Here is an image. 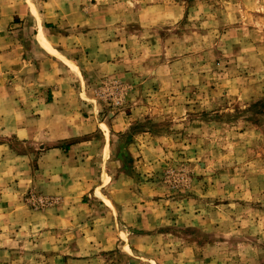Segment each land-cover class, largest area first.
<instances>
[{"label":"rangeland","instance_id":"rangeland-1","mask_svg":"<svg viewBox=\"0 0 264 264\" xmlns=\"http://www.w3.org/2000/svg\"><path fill=\"white\" fill-rule=\"evenodd\" d=\"M31 3L41 14L24 17L30 23L21 35L43 71L32 67L19 79H0V117L6 119L0 124V264H97L100 255L83 248L95 238L85 220L97 212L92 197L121 214L117 228L135 261L119 264H264V0ZM46 19L53 21L44 23L43 33L64 58L36 40L35 22ZM59 23L83 24L75 36L57 37ZM82 37L100 42L97 55L85 51ZM133 50L136 78L127 74ZM64 59L86 68V75L89 62L123 67L120 75H87L89 94L81 95L98 105L106 137L116 115L134 117L111 141L116 159L100 158L95 182L101 186L88 194H82V179L91 173L69 162L62 167H71L66 192H47L40 186V155L51 146L12 134L33 129L41 103L78 98L68 79L77 75L82 82V76ZM59 72L69 78L49 86ZM54 110L59 135L65 131L61 116L75 110ZM145 138L154 149L134 145ZM74 143L62 146L68 152ZM113 160L120 171L107 169ZM127 228L138 239L129 241Z\"/></svg>","mask_w":264,"mask_h":264},{"label":"crops","instance_id":"crops-1","mask_svg":"<svg viewBox=\"0 0 264 264\" xmlns=\"http://www.w3.org/2000/svg\"><path fill=\"white\" fill-rule=\"evenodd\" d=\"M29 13L39 18V16L37 15L41 14V9L33 3H31V5H27V0H0V79L2 77H8L12 75L19 79V77H23L30 72H33V70L31 69L32 67H36L34 71L35 73H41L43 71L42 62L36 60L37 57H32V59L30 58L25 47L26 39L21 35L22 27L25 26V23H30V21L28 22L24 19V17ZM49 16L58 15L54 14ZM51 21L53 20L46 19L44 21L39 20L35 22V27L38 31L36 40H38L39 44L47 49L48 52H51L58 57L64 58L59 53V51L54 48V46L57 45L56 43H54L55 41L49 40L51 45H53L52 47L43 33V30L45 29L44 27L46 26V24L44 23H48ZM56 23H58V20H56ZM79 24L81 26V24L83 23H59L57 29H55V34L57 35V37L63 35L75 36L77 33V29L79 28ZM58 28H65L66 31L60 32ZM39 32H42L43 35H39ZM79 40L83 42L82 45H86L87 48L85 49V51H88L89 53L92 51L94 56L98 54L100 42L97 41L94 37L92 39L90 37H82L81 39L79 38ZM132 41L133 39H131V42ZM33 59L35 60L34 62L32 61ZM137 59V51H131V71L128 73L126 72L127 74L130 73L129 75L131 78L133 75L132 72H134L136 68V65L134 64L137 62ZM64 60L68 61L70 63V65L68 66L72 67V69L76 71L78 75L82 76V82L77 77V75H72V79H70L67 74L59 72L58 74H56L57 79L54 78V80L50 82L49 86H51V84L56 85L58 80L62 81V77H64V75L66 77L68 76L67 78H69L68 80L71 84L70 87L73 88L78 98L72 101V103L69 101L63 102L60 100L45 102L44 105L43 103H41L39 106H41L43 110L36 111V124L33 126V129L29 130L19 127L14 130L12 134L23 139H40V142L42 140H45V145L51 146V148H49L46 152L41 153L40 155V186L45 188L47 192L54 194H64L66 192V188L70 185L71 181H73L71 180L72 178L68 172L71 167H69V169H63L62 167L64 162H69V164H73L72 167L75 166L76 169L91 173V177L89 178L86 176L84 178L80 177L83 178L82 180L86 179L84 185L82 186L85 187L82 194H88L87 192L89 190L91 191L93 189L95 192L97 186H101L100 182H95L96 173H102V169L100 168L99 164L100 158L106 155L107 157L112 156L116 159L117 154L111 146V141L113 140L114 136L122 134L129 129V127L132 125L134 117L124 118L121 114L116 115L112 120L113 124L109 126V136L106 137V133L101 131V127L102 125H104L102 123L104 122L99 118L100 115L98 105L92 103L91 96L90 100H85L81 97V95L89 94L86 78L87 75L102 76L105 74L112 75L115 73H117L116 75H120L118 71H120L123 67H121L117 63L114 64L110 62L109 64H107V66H100L99 68L100 64L97 65L89 62V65H91V69H89V72L86 75L84 74L86 68H84V71H79L76 65H74L70 60ZM35 62L36 65L34 64ZM47 63H49L52 67V64L50 62ZM102 69L107 70V72H102ZM54 70L55 67L53 66L51 68V71L54 72ZM60 74L61 79L58 78ZM133 76L134 78H136L137 73H134ZM57 106L61 108H72L73 110H75H66L68 111V114L61 116V123L65 125V131L63 128L59 135L57 134V124H59V121H57V112L54 110ZM9 122V118L7 117V123ZM5 123L6 119L4 118V116H1L0 124ZM6 129L7 128L3 125L1 127V132ZM143 135H146V137H153L147 132H144ZM96 139L98 140L97 147H90L89 144H94ZM146 140H148V138L144 139L145 143L144 141H140L141 144L135 143L134 145L139 146L138 148H142L143 152L146 149H154V145L149 144ZM67 141L75 142L70 146L68 145V147H70V150L68 152L66 150L67 147L64 148L62 146ZM34 142L38 143V141ZM85 146L88 147L85 148ZM135 149L137 148L135 147ZM95 157L98 161V167H96L97 165L95 164ZM113 162L115 163V166L108 167L107 169L120 171L121 165L119 160H113ZM141 162H143V159H141ZM54 168H57V172H60L56 176L52 174V172L55 171ZM43 174L44 176H42ZM79 182L82 181L79 180ZM112 202L114 203V205L118 206L117 201H114L112 199ZM120 203L123 204L122 202ZM90 204L91 206L94 205L97 208V212L89 213L86 215L85 220L88 221L89 225V233H87V235L93 236L95 238L93 239L94 241H91L92 239H90L88 241L89 244L83 248L90 251V254H93V252L95 251L100 255L96 259L97 264H119V261H128L132 263L133 261H135L132 254L129 253L132 251L130 244L124 241L123 237H121L122 232L120 227L117 228L116 221L117 219L119 221L121 214L119 216L114 215L116 214L115 211L106 207V203H104L102 199H96V197H92V199L90 200ZM66 222L68 223L70 222V220H66ZM69 228L70 227L67 225L65 229L66 232L63 235L68 236L67 230H69ZM60 230H63V228H60ZM127 231L128 232L126 235L129 237V241H132V237L135 236V234H133V231L129 228H127ZM134 239L135 238H133V240ZM88 251L87 254H89ZM112 253L116 254L113 256Z\"/></svg>","mask_w":264,"mask_h":264}]
</instances>
